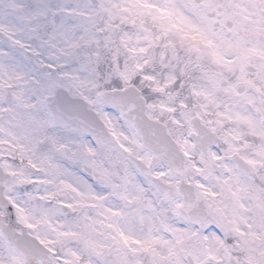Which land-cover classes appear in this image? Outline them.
I'll use <instances>...</instances> for the list:
<instances>
[{
    "label": "snow or ice",
    "instance_id": "obj_1",
    "mask_svg": "<svg viewBox=\"0 0 264 264\" xmlns=\"http://www.w3.org/2000/svg\"><path fill=\"white\" fill-rule=\"evenodd\" d=\"M0 264H264V0H0Z\"/></svg>",
    "mask_w": 264,
    "mask_h": 264
}]
</instances>
